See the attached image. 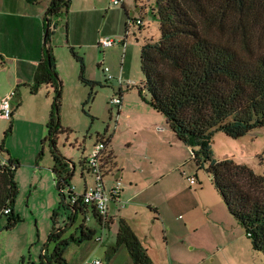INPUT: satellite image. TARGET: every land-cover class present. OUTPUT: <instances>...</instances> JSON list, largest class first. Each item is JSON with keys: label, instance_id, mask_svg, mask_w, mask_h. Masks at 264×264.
Listing matches in <instances>:
<instances>
[{"label": "trees", "instance_id": "trees-1", "mask_svg": "<svg viewBox=\"0 0 264 264\" xmlns=\"http://www.w3.org/2000/svg\"><path fill=\"white\" fill-rule=\"evenodd\" d=\"M154 1L160 34L157 40L144 38L141 44L143 79L136 85L138 92L164 116L177 139L191 147L192 160L210 174L213 187L229 214L250 238L252 248L264 254V172L257 174L231 157L215 158L209 142L218 130L238 138L264 126V0ZM69 3L70 0L49 1L45 28L50 26L51 18L66 13ZM50 34L49 28L44 34L42 57L36 65L30 93H36L42 85L49 86L54 93L43 140L50 144L51 172L61 199L51 216L48 242L54 246L49 255L47 247L43 248L39 264H67L65 252L69 245L93 239L96 230L85 224L83 217L76 227L78 234L64 236L65 227L56 224L59 211L66 212L65 225L74 224L77 216L89 212L100 228L106 229L112 218L108 212L102 216L92 205L70 202L73 194L70 160L56 148L58 134L67 129L58 119L61 82L55 72ZM69 49L79 62L82 81L93 86L96 81L84 78L83 56L74 47ZM93 96L91 88L87 101ZM13 113L9 118V131ZM104 159L106 168L114 163L110 154ZM19 165V160L12 157L1 142L0 217L6 216L8 229L17 220L15 171ZM4 207H9L10 211L3 213ZM121 245L126 248L132 264H154L129 223L119 217L114 241L106 248L108 256Z\"/></svg>", "mask_w": 264, "mask_h": 264}, {"label": "rangeland", "instance_id": "rangeland-1", "mask_svg": "<svg viewBox=\"0 0 264 264\" xmlns=\"http://www.w3.org/2000/svg\"><path fill=\"white\" fill-rule=\"evenodd\" d=\"M131 1L138 5L133 7L134 18L131 19L141 18V24L129 22L122 4L112 3L110 5L115 8L107 11L103 9L90 19L89 40L84 41L83 45H71V39L69 40L68 33L66 36L62 24L68 21L65 13L55 17L58 26L49 38L51 53L55 59V72L61 82L58 119L63 128L69 129L58 134L56 148L74 164L72 183L77 191H80L83 185L80 178L81 164L85 163L99 134H102L107 126L110 130L114 127L117 110L110 105L109 98L116 93L120 84L119 78L123 87L128 86L133 91H138L136 85L143 79L140 68L141 44L144 38L157 40L160 34L154 10L155 1L128 0L130 4ZM102 2L106 3L104 0ZM70 19L69 37H77L78 25L73 23V15ZM101 37L111 38L115 40V44L99 48L96 43ZM94 38L96 43L91 44ZM71 46L83 56L84 78L96 81L93 86L82 81L79 62L71 54ZM103 67L108 68L112 78H107ZM91 88L94 90V96L88 102ZM48 89L47 91L45 85H42L36 93L29 92L24 98L15 95L12 102L20 100L23 103L17 108L18 113L13 116L11 131L10 120L0 118V144L3 142L4 148L20 163L15 175L18 189L14 205L16 223L8 229L5 227L6 216L0 217V264H39L43 248L47 247L49 255L54 246L52 242H48V237L52 225L51 216L57 209L61 195L51 172L50 144L43 140L46 135L45 123H41L36 117L39 109H43V104L48 100L47 92L52 104L54 93ZM209 142L215 158L231 157L238 163L246 164L255 173L263 174L264 126L256 127L238 138H231L218 130L211 135ZM41 149L43 151L39 155ZM192 163L204 178V182H207L206 186L213 190L210 174L204 167H197L193 160ZM180 175L185 179L182 171ZM176 176L173 175L172 189L184 191L179 188L181 182ZM90 177L87 176L88 181L91 180ZM208 187L206 189L209 190ZM65 217L66 212L60 210L56 224L62 226ZM88 224L93 225V222L88 220ZM197 226L194 232L180 228L170 231L165 227L156 228L154 244L157 248H162V251L163 248L166 249L163 231L165 236L168 234L167 250L170 251L174 264H264V254L252 248L250 238L239 224V228H229L206 221L198 223ZM122 247L123 251L127 252L126 248ZM67 250L65 256L68 255ZM90 258L92 256L80 262L84 264L94 260ZM101 259L106 262L104 256H101ZM122 259L119 256L118 261Z\"/></svg>", "mask_w": 264, "mask_h": 264}, {"label": "crops", "instance_id": "crops-1", "mask_svg": "<svg viewBox=\"0 0 264 264\" xmlns=\"http://www.w3.org/2000/svg\"><path fill=\"white\" fill-rule=\"evenodd\" d=\"M49 1L0 0V99L10 90H15V95L22 98L28 96L30 92L36 65L42 57L44 17ZM102 1L70 0L65 13L68 21L62 24L66 36L68 33V38L71 39V45H83L84 41L89 40L88 23L94 14L103 9L107 11L115 8L110 5L112 4L110 0H104L106 3ZM121 4L127 19L134 18L133 7L138 6L137 3L134 5L132 1L130 4L128 0H122ZM71 15H73V23L78 25L79 33L77 37L72 38L69 37ZM55 23L57 27V18L56 20L51 18L49 27L51 34L56 30V27H53ZM94 43H96L95 38L91 44ZM48 88L50 87L45 85L47 91ZM46 94L48 100L43 104V109H39L36 114L39 121L45 124L51 109L50 94L49 92ZM143 94L147 97L145 93ZM114 95H118L121 99L118 105L109 102L117 110L114 127L110 130L107 126L104 132L99 134L97 141H105L104 156L110 154L114 160L105 171L106 186L110 187L114 180L119 178L122 181L121 191L115 201L109 204L108 213L112 222L106 229H101L89 212L77 216L74 224L62 225V228L65 227L64 236L77 235L76 227L84 217L85 224L95 228V237H101L99 241L94 237L78 244L73 243L74 247H70L72 244L69 245L68 255L65 256L67 264H82L80 261L90 256H92L90 259H101V256H104L106 259L104 264H132L128 252L123 251L122 245L112 255L108 256L106 253V248L114 241L119 217L129 223L154 264H167V262L174 264L170 251L167 250L168 234L165 236L163 231L166 249L163 248L162 251V248L155 246L156 228L165 227L169 231L180 228L183 231L194 232L198 223L206 221L236 228L238 223L229 214L218 192L214 187L211 190L208 185L206 186L207 182H204V178L195 169L191 158V147L177 139L164 116L154 110L138 91H133L128 86L123 87L122 84H118ZM22 103L20 100L13 103V116L18 113L17 108ZM84 162L81 164L80 173L83 181L82 189L77 191L72 183V177L70 179V184L78 193L93 184L86 159ZM71 171L74 172V165ZM180 171L185 179H182ZM174 174L180 179L179 188L184 191L172 189ZM87 176H91L90 181ZM188 176L195 177L194 185H188ZM88 220H91L93 225L88 224ZM119 256L123 258L122 261H118Z\"/></svg>", "mask_w": 264, "mask_h": 264}, {"label": "built area", "instance_id": "built-area-1", "mask_svg": "<svg viewBox=\"0 0 264 264\" xmlns=\"http://www.w3.org/2000/svg\"><path fill=\"white\" fill-rule=\"evenodd\" d=\"M113 4L122 3V0H110ZM135 23L141 24L142 19H135ZM115 44V40L108 37H101L97 41V46L99 48L110 47ZM102 70L107 73V78L110 79L113 76L108 73V68L103 67ZM121 84L119 78L118 81ZM15 96V91L10 90L7 94L1 97L0 99V118L9 119L13 113V99ZM109 102L112 104L118 105L121 102V99L118 95H114L109 99ZM106 149V143L103 140L97 141L93 147L91 153L86 157V164L88 166L89 172L93 177V184L90 187H87L83 192L78 193L74 190V186L71 185L70 190L73 191L71 195L70 202L77 203L78 201L92 205L98 213L102 216L106 215L108 212V207L112 199H116L121 191L122 181L117 178L114 180V183L107 187L105 183V156L104 152ZM192 155V151H191ZM187 181L189 185L195 184V177L188 176ZM10 211L9 207H4L2 212L8 213ZM88 218V217H86ZM96 240H101V237H95ZM84 264H104L100 259H94L90 262H85Z\"/></svg>", "mask_w": 264, "mask_h": 264}, {"label": "water", "instance_id": "water-1", "mask_svg": "<svg viewBox=\"0 0 264 264\" xmlns=\"http://www.w3.org/2000/svg\"><path fill=\"white\" fill-rule=\"evenodd\" d=\"M49 27L50 26H46V28H45V34L48 32ZM70 166H71V168H73V163L71 161H70Z\"/></svg>", "mask_w": 264, "mask_h": 264}]
</instances>
